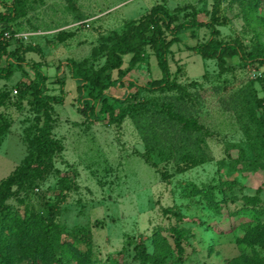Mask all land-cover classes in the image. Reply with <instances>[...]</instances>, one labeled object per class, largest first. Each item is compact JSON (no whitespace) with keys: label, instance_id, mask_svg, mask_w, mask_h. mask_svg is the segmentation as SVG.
<instances>
[{"label":"rangeland","instance_id":"obj_1","mask_svg":"<svg viewBox=\"0 0 264 264\" xmlns=\"http://www.w3.org/2000/svg\"><path fill=\"white\" fill-rule=\"evenodd\" d=\"M10 3L18 7L10 22L0 24L6 49L16 50L28 65L37 64L47 77L46 93L62 96L61 103L51 104L50 112L51 133L61 149L54 152L49 172L4 200L2 262L26 264L24 246L19 244L23 239L13 236V242L4 243L12 236L9 224L16 227L9 215H44L46 203L56 201L57 221L67 231L89 229V242L80 248H90V264H138L136 253L142 245L153 251L151 238L157 231L171 245L163 264H230L240 255L245 264H264V124L258 120L264 116L255 101L264 97V91L256 80L261 69L246 56L264 58V0ZM156 4L171 12L186 7L178 12L179 19L195 10L204 22L214 12L220 22L214 24L218 31L214 38L240 46L245 56L227 58L220 68L215 59L202 58L194 48L209 36L208 30H187L168 54L175 87H152L161 71L151 48L145 46L142 61L132 68L130 55L123 56L122 74L111 72L115 83L104 93L116 110L132 104L138 108L109 123L95 100L94 113L82 114L77 83L66 64L73 60L98 67L104 57L94 54L93 48L110 44ZM0 12L9 10L0 4ZM5 65L2 56L0 66ZM29 75L24 64L0 76V117L9 123L0 137V184L29 152L34 112L28 98L18 102L20 85ZM188 121L196 124L190 129H202L194 144L181 131ZM190 146H197L195 164L179 171L188 163L181 154ZM61 180L68 187L58 197ZM227 181L235 184L223 186ZM210 187L216 201L225 199L219 213L208 207L203 196ZM5 212L11 221L5 220ZM172 227L183 230L181 252L174 245ZM63 264L76 263L65 258Z\"/></svg>","mask_w":264,"mask_h":264},{"label":"trees","instance_id":"obj_2","mask_svg":"<svg viewBox=\"0 0 264 264\" xmlns=\"http://www.w3.org/2000/svg\"><path fill=\"white\" fill-rule=\"evenodd\" d=\"M12 0H0V4L8 13L0 12V24L10 22L13 19L18 5H11ZM259 0H255L258 2ZM186 7L176 8V12H171L167 7L156 4L151 7L150 11L143 16L137 23H134L131 28L122 35L115 37L110 44L101 45L100 47L93 48L94 54L104 57V61L98 67L92 65H82L76 61H69L66 64L69 76L77 83V99L80 101L82 114L94 113L95 106L93 101L99 102L98 112L105 115L109 123L119 122L128 113V110L138 108V106L127 105L120 107L116 110L112 104L108 103L104 93L107 89L114 85L115 80L112 78V71L116 70L118 74H122L123 56L130 55L128 61L129 68H132L137 63L142 61L145 51V46L151 48L157 65L161 71V76L158 79H153L151 85L154 88H173L175 87V78L171 75L168 65V54L170 53V46L178 41L179 35L187 30L193 31L200 27H205L209 36L204 41L194 47L197 53L202 58L215 59L220 68H224L227 58L239 55L241 58L245 56L243 49L236 44L229 42H222L214 38L218 32L215 30L214 24H219L218 17L214 12H211L210 20L200 21L197 19V12L195 10L185 13L183 18L179 19L178 12L184 11ZM249 5L244 7L247 11ZM7 43L5 37L2 36L0 31V60L2 56L6 57L5 67L0 66V76H8L14 69H20L25 64L29 66L32 75L28 77L27 82L20 85L18 93V102L24 98H28L31 104V109L34 112V132L29 138V152L24 158L22 164L16 168L13 174L0 184V211H3L4 200L15 194L18 191L24 190L27 185L32 184L35 178L43 176L53 168V155L54 152L61 149L60 142L52 136V117H51V104L61 103L62 96H55L46 93L47 77L40 71L37 64L28 65L23 62V57L17 53L16 50L10 52L6 49ZM252 62L256 63L261 69V77H256L261 90L264 91V58L260 55L247 53ZM61 88L63 85L62 80L57 81ZM17 92V91H16ZM257 106L261 108V113L264 116V97L256 98ZM1 104V102H0ZM259 122L264 124V117H260ZM181 131L185 134L187 141L194 144L198 141L199 132L201 130L190 129L196 125L195 121H188L184 123ZM9 123L0 117V137L8 129ZM188 134L186 135V132ZM188 137V138H187ZM192 147V146H190ZM187 147L182 152L188 161L186 165L178 167L179 171L190 167L195 164L193 161L194 151L196 147ZM198 162H203L199 160ZM62 181V180H61ZM235 181H227L222 183L227 187H232ZM11 186H15L11 190ZM68 187L66 181H62L57 196L59 197L65 188ZM214 187L203 191V196L207 201L208 207L215 213L220 212V202L216 201L213 195ZM246 202L250 201V197H243ZM58 206L57 202H47L44 215H36L33 213L25 214L22 218L9 215L14 218L13 223L16 222V227L9 224L10 238H5L4 243L13 242V236L17 237L19 243L23 247L22 258L26 264H63L65 258H70L76 264H90L91 251L87 247L81 250L80 244H88L90 239V232L88 228H79L77 230L67 231L64 226L58 223ZM5 220L11 221L7 216ZM177 216H179L176 213ZM16 219V220H15ZM173 241L178 251H182L181 238L182 229L172 227ZM251 236V235H249ZM27 242V243H26ZM153 251L148 252L142 245L136 253L135 257L139 260L138 264H163L165 258L171 251V245L167 238L160 234L158 231L153 233L151 238ZM7 262V261H6ZM246 261L243 256H238L230 261V264H245ZM0 264H8L2 262L0 256Z\"/></svg>","mask_w":264,"mask_h":264},{"label":"built area","instance_id":"obj_3","mask_svg":"<svg viewBox=\"0 0 264 264\" xmlns=\"http://www.w3.org/2000/svg\"><path fill=\"white\" fill-rule=\"evenodd\" d=\"M5 35H6V33H5ZM13 92L16 93V90H14Z\"/></svg>","mask_w":264,"mask_h":264}]
</instances>
